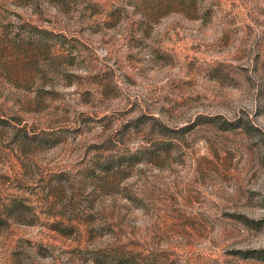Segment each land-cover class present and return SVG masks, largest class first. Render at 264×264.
Listing matches in <instances>:
<instances>
[{
    "label": "rangeland",
    "instance_id": "374dc122",
    "mask_svg": "<svg viewBox=\"0 0 264 264\" xmlns=\"http://www.w3.org/2000/svg\"><path fill=\"white\" fill-rule=\"evenodd\" d=\"M0 264H264V0H0Z\"/></svg>",
    "mask_w": 264,
    "mask_h": 264
}]
</instances>
